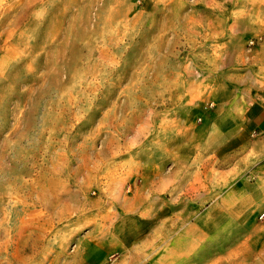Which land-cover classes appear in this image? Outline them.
Instances as JSON below:
<instances>
[{
	"label": "rangeland",
	"instance_id": "obj_1",
	"mask_svg": "<svg viewBox=\"0 0 264 264\" xmlns=\"http://www.w3.org/2000/svg\"><path fill=\"white\" fill-rule=\"evenodd\" d=\"M260 60L264 0H0V264H264V169L187 141Z\"/></svg>",
	"mask_w": 264,
	"mask_h": 264
},
{
	"label": "crops",
	"instance_id": "obj_2",
	"mask_svg": "<svg viewBox=\"0 0 264 264\" xmlns=\"http://www.w3.org/2000/svg\"><path fill=\"white\" fill-rule=\"evenodd\" d=\"M259 93L257 101H249L244 106L237 105L235 112L229 105L225 118L233 116V120H221L199 123L195 126L191 137L187 141H199L203 139L205 145L211 149L226 145L230 141H241L237 145L244 149V160H254L257 169H264V61L260 60ZM257 106V115H248L252 107ZM197 131V132H196ZM195 136H198L197 138ZM175 161V160H174ZM169 173H176V163H170Z\"/></svg>",
	"mask_w": 264,
	"mask_h": 264
},
{
	"label": "built area",
	"instance_id": "obj_3",
	"mask_svg": "<svg viewBox=\"0 0 264 264\" xmlns=\"http://www.w3.org/2000/svg\"><path fill=\"white\" fill-rule=\"evenodd\" d=\"M262 216H264V214Z\"/></svg>",
	"mask_w": 264,
	"mask_h": 264
}]
</instances>
